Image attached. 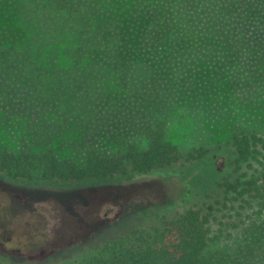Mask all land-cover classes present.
<instances>
[{
    "label": "trees",
    "instance_id": "obj_1",
    "mask_svg": "<svg viewBox=\"0 0 264 264\" xmlns=\"http://www.w3.org/2000/svg\"><path fill=\"white\" fill-rule=\"evenodd\" d=\"M214 52L246 61L249 83L264 86V0H0V120L20 135L0 150V179L70 187L204 160L207 149L181 156L168 138L164 73L172 58ZM226 145L204 200L47 264H264V133L236 128ZM91 196L66 199L90 209ZM250 208L241 240L211 249L217 214Z\"/></svg>",
    "mask_w": 264,
    "mask_h": 264
},
{
    "label": "rangeland",
    "instance_id": "obj_2",
    "mask_svg": "<svg viewBox=\"0 0 264 264\" xmlns=\"http://www.w3.org/2000/svg\"><path fill=\"white\" fill-rule=\"evenodd\" d=\"M167 68L164 76L173 110L168 138L181 156L192 147L207 149L205 159L164 174L130 175L70 187L0 179V191L5 188L10 193L5 202L0 201L1 261L47 264L71 260L83 249L125 233L159 210L169 217L181 214L189 204L197 203L196 196L204 200L214 180L224 175L221 157L232 131L248 127L264 133V86L249 83L246 61L214 52L207 57L172 58ZM15 127L0 120V150L19 141ZM83 194H92L88 201H97L90 209L66 199ZM72 205L87 219L92 217V226H80ZM253 209L232 219L217 214L210 227V248L239 242L256 217L257 209Z\"/></svg>",
    "mask_w": 264,
    "mask_h": 264
}]
</instances>
